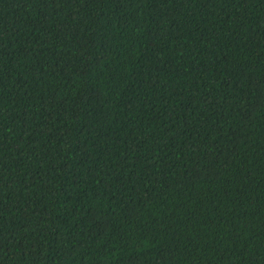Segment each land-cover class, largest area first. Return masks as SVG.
Returning <instances> with one entry per match:
<instances>
[{"label":"trees","instance_id":"16d2710c","mask_svg":"<svg viewBox=\"0 0 264 264\" xmlns=\"http://www.w3.org/2000/svg\"><path fill=\"white\" fill-rule=\"evenodd\" d=\"M0 264H264V0H0Z\"/></svg>","mask_w":264,"mask_h":264}]
</instances>
